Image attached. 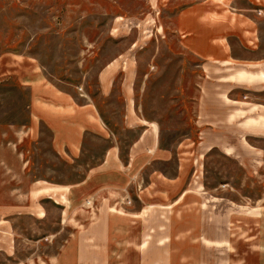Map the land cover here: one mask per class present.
Returning <instances> with one entry per match:
<instances>
[{
    "label": "rangeland",
    "instance_id": "obj_1",
    "mask_svg": "<svg viewBox=\"0 0 264 264\" xmlns=\"http://www.w3.org/2000/svg\"><path fill=\"white\" fill-rule=\"evenodd\" d=\"M165 2L0 0V264L69 257L76 231L80 236L96 218L88 197L93 182H77L93 167L87 162L97 159L94 150L83 145L79 157L59 156L56 133L36 115L37 108L58 117L71 111L40 100L55 92L80 106L94 102L109 121L107 142L119 144L121 156L140 137L134 122L157 121L160 139L181 146L189 159L187 188L233 194L236 235L254 242V256L262 250L264 125L246 119L264 116V81L229 75L264 65L196 58L183 46ZM102 77L111 83L105 95ZM127 113L133 119L125 124ZM75 120L61 118L66 126ZM165 166L174 173V165ZM106 195L115 205L121 189Z\"/></svg>",
    "mask_w": 264,
    "mask_h": 264
},
{
    "label": "crops",
    "instance_id": "obj_2",
    "mask_svg": "<svg viewBox=\"0 0 264 264\" xmlns=\"http://www.w3.org/2000/svg\"><path fill=\"white\" fill-rule=\"evenodd\" d=\"M178 2L165 3L172 6V20L187 52L206 63L264 65V0ZM229 78L261 82L264 70L241 68ZM100 80V93L105 95L111 83L108 78ZM60 95L55 92L40 100L54 101L55 109L70 112L58 117L50 109L37 108L36 115L56 133L59 156L79 157L83 145L94 150L92 157L97 159L87 162L93 167L77 182H93L88 197L93 199L96 218L85 224L80 236L76 231L69 257L57 253L52 264H255L258 255L264 264V242L254 256V242L236 235L238 203L233 194L216 188H187L185 162L189 159L181 155V146L166 145L160 139L157 121L151 119L142 126L134 122L141 127L140 137L121 156L119 144L107 142L111 129L102 110L92 101L80 106L70 95ZM63 116L76 120L66 126ZM257 117H247L246 123L264 125V116ZM127 119L132 120V115H125V124ZM84 135L91 138L85 142ZM167 164L175 166L174 173L164 167ZM110 188L121 189L115 205L106 195Z\"/></svg>",
    "mask_w": 264,
    "mask_h": 264
}]
</instances>
